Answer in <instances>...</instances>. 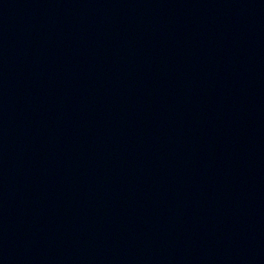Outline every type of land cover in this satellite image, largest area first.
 <instances>
[{
    "label": "water",
    "instance_id": "95a60500",
    "mask_svg": "<svg viewBox=\"0 0 264 264\" xmlns=\"http://www.w3.org/2000/svg\"><path fill=\"white\" fill-rule=\"evenodd\" d=\"M0 264H264V0H0Z\"/></svg>",
    "mask_w": 264,
    "mask_h": 264
}]
</instances>
